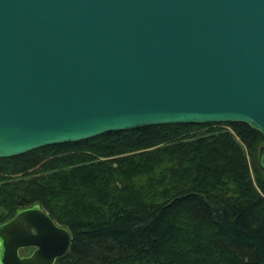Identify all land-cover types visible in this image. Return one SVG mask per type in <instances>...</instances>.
Here are the masks:
<instances>
[{
	"label": "water",
	"instance_id": "1",
	"mask_svg": "<svg viewBox=\"0 0 264 264\" xmlns=\"http://www.w3.org/2000/svg\"><path fill=\"white\" fill-rule=\"evenodd\" d=\"M238 123L264 136V0H0V159ZM71 242L24 208L0 224V264H57Z\"/></svg>",
	"mask_w": 264,
	"mask_h": 264
},
{
	"label": "trees",
	"instance_id": "2",
	"mask_svg": "<svg viewBox=\"0 0 264 264\" xmlns=\"http://www.w3.org/2000/svg\"><path fill=\"white\" fill-rule=\"evenodd\" d=\"M263 144L176 124L0 159V224L39 204L72 235L57 264H264Z\"/></svg>",
	"mask_w": 264,
	"mask_h": 264
},
{
	"label": "rangeland",
	"instance_id": "3",
	"mask_svg": "<svg viewBox=\"0 0 264 264\" xmlns=\"http://www.w3.org/2000/svg\"><path fill=\"white\" fill-rule=\"evenodd\" d=\"M224 128V127H223ZM263 146H264V144H263ZM261 149V148H260ZM259 154H260V152H259ZM60 225V224H59ZM61 226V225H60ZM63 227V226H62ZM30 253H31V250L30 249H26V250H23V251H21V255L22 256H28V255H30Z\"/></svg>",
	"mask_w": 264,
	"mask_h": 264
},
{
	"label": "flooded vegetation",
	"instance_id": "4",
	"mask_svg": "<svg viewBox=\"0 0 264 264\" xmlns=\"http://www.w3.org/2000/svg\"><path fill=\"white\" fill-rule=\"evenodd\" d=\"M30 250H31V253L34 251V249H30ZM31 253H30V254H31Z\"/></svg>",
	"mask_w": 264,
	"mask_h": 264
}]
</instances>
